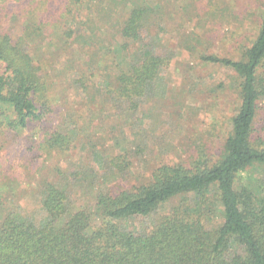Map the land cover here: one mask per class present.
<instances>
[{"label":"rangeland","instance_id":"374dc122","mask_svg":"<svg viewBox=\"0 0 264 264\" xmlns=\"http://www.w3.org/2000/svg\"><path fill=\"white\" fill-rule=\"evenodd\" d=\"M134 8L138 38L123 34ZM263 15L264 0H0V33L28 50L50 102L42 120L19 131L1 123L0 110V223L13 208L42 220L44 182L66 190L63 221L93 210L99 192L146 183L163 164L218 161L241 106V78L205 56L244 59ZM151 55L169 64L143 97L120 98L119 73ZM255 126L264 146V92ZM54 132L70 138L68 149L48 146ZM256 178L264 182V172ZM178 200L129 226L142 231Z\"/></svg>","mask_w":264,"mask_h":264},{"label":"trees","instance_id":"16d2710c","mask_svg":"<svg viewBox=\"0 0 264 264\" xmlns=\"http://www.w3.org/2000/svg\"><path fill=\"white\" fill-rule=\"evenodd\" d=\"M85 1L71 0L77 5ZM141 18V10L134 8L123 34L138 38ZM244 56H205L232 67L241 78V106L218 161L190 167L163 164L146 183L99 192L93 210L75 211L63 221L69 211L66 190L44 182L42 220L24 217L13 208L0 223V264H264V182L256 178L264 172V146L256 141L255 126L264 92V15ZM168 64L151 55L121 71L119 97H143ZM46 89L28 50L0 33L1 123L19 131L42 120L50 111ZM47 144L65 149L71 140L54 132ZM176 198L167 213L142 231L129 226L131 218L150 216Z\"/></svg>","mask_w":264,"mask_h":264}]
</instances>
